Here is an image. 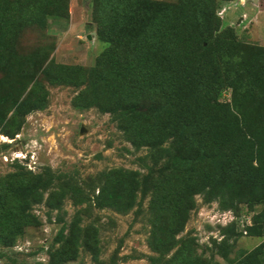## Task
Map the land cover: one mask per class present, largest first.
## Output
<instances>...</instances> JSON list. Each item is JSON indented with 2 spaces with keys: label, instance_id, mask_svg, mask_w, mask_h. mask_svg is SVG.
<instances>
[{
  "label": "trees",
  "instance_id": "16d2710c",
  "mask_svg": "<svg viewBox=\"0 0 264 264\" xmlns=\"http://www.w3.org/2000/svg\"><path fill=\"white\" fill-rule=\"evenodd\" d=\"M224 1L232 0H93L97 36L107 45L94 75L89 80L81 67H59L62 78L54 80L88 82L91 97L76 105L111 114L135 150L146 147L153 164L165 161L166 173L152 186L139 172L112 170L94 198L97 207L125 214L138 194L151 195L153 244L165 253L183 231L197 195L207 194L220 210L233 214L238 206L263 205L242 231L237 232L236 222L224 228L219 247L235 232L264 237V48L242 44L231 28L222 27L217 9ZM40 2L56 12L55 18L66 17V0H0V66L13 26L27 20ZM25 89L13 87L8 106L0 110V132L10 138L19 134L18 118L40 109L20 102ZM225 92L231 94L229 102L221 101ZM48 180L40 174L16 184L7 200L0 199V210L38 224L30 210L43 202ZM65 195L57 193V204ZM78 223L73 221L71 239L62 229L58 234L57 241L72 247L65 261L78 257ZM235 264H264V241Z\"/></svg>",
  "mask_w": 264,
  "mask_h": 264
},
{
  "label": "rangeland",
  "instance_id": "374dc122",
  "mask_svg": "<svg viewBox=\"0 0 264 264\" xmlns=\"http://www.w3.org/2000/svg\"><path fill=\"white\" fill-rule=\"evenodd\" d=\"M159 1L175 4L179 0ZM93 3L66 0V17L59 13L60 18H55L56 12L40 2L8 35L5 61L0 66V98L5 101L0 110L8 106L13 87L25 85L20 102L27 100L30 108L40 109L17 119L15 125L21 129L13 138L0 132V199L7 200L16 184L33 182L40 174L51 185L43 202L30 210L38 224L7 215L5 207L0 210V264H235L264 241V237L244 234L237 237L244 223L263 209L261 204L249 209L238 206L233 214L220 210L218 201L207 194L195 196L196 206L168 253L156 250L153 244L151 195L142 198L138 194L134 208L125 214L95 205L99 186L112 170L139 172L148 186L166 171L165 161L153 164L146 147L135 150L111 114L76 105L91 97L88 82L77 85L74 77L67 84L54 81L62 78L59 67H81L89 80L94 75L107 45L97 36ZM45 15L44 22L37 20ZM217 15L238 42L264 48V0L220 2ZM230 97L225 92L221 101L229 102ZM14 131L15 127L8 129ZM60 190L66 195L57 204ZM75 219H79L78 257L65 261V252L72 247L57 241L58 234L62 229L63 236L71 239ZM234 222L237 232L219 247L222 230Z\"/></svg>",
  "mask_w": 264,
  "mask_h": 264
},
{
  "label": "built area",
  "instance_id": "2783aa9c",
  "mask_svg": "<svg viewBox=\"0 0 264 264\" xmlns=\"http://www.w3.org/2000/svg\"><path fill=\"white\" fill-rule=\"evenodd\" d=\"M228 213H230V212H228ZM246 225H251V223H250V219L249 220H247L245 223H244V225H243V228H244V226H246ZM244 234H246L245 232H244Z\"/></svg>",
  "mask_w": 264,
  "mask_h": 264
},
{
  "label": "water",
  "instance_id": "95a60500",
  "mask_svg": "<svg viewBox=\"0 0 264 264\" xmlns=\"http://www.w3.org/2000/svg\"><path fill=\"white\" fill-rule=\"evenodd\" d=\"M246 1H249V0H244V2H246ZM254 1H257V0H254ZM83 131H84L83 128H81L80 132H83Z\"/></svg>",
  "mask_w": 264,
  "mask_h": 264
}]
</instances>
